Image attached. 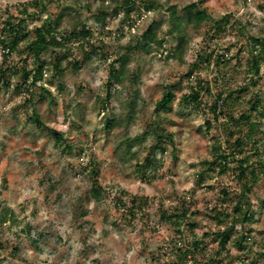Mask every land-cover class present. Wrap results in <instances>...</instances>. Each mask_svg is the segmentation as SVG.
<instances>
[{"label": "rangeland", "instance_id": "1", "mask_svg": "<svg viewBox=\"0 0 264 264\" xmlns=\"http://www.w3.org/2000/svg\"><path fill=\"white\" fill-rule=\"evenodd\" d=\"M36 1L0 0V20L7 11L16 15L28 5L30 12L37 13L28 18L29 29H33L63 7L81 9L101 53L87 56L75 42L70 61L78 60L80 68L64 62V76L51 83L50 76L44 80L56 99L37 100L35 108L48 126L64 134L66 140L61 143L28 121L33 110L24 93L0 84V213L6 208L13 210V219L0 224V264H155L151 251L175 235L171 224L159 223V214L162 209L179 207L184 197L202 223L197 227L199 235L217 229L207 207L218 201L224 185L239 192L232 173L208 171L205 165L211 159L215 139L225 143L233 127L226 116H251L257 143L248 149L257 148L264 161V65L255 82L249 81L246 73L251 44L255 37L264 36V0H205L202 7L210 18L198 30L189 29L191 41L182 61L166 55L176 44L167 31L168 7L176 5L182 14L185 5L198 0H157L162 8L151 12L143 9L145 0H134L138 10L129 17L122 13L110 17L111 32L107 34L94 23L93 14L100 5L95 0H49L45 12L39 10ZM75 16V11L64 16L61 27L70 26ZM225 16L231 19L228 33L212 40L214 21ZM154 18L164 21L159 33L164 43L148 54L132 52L130 69L140 72L139 82L127 80L108 96L109 64L122 52L121 46ZM209 51L228 54L227 61L218 66L212 57L188 77L190 64ZM23 57L14 52L9 61L20 67ZM49 57L45 59L49 61ZM2 59L0 48V64ZM173 83L177 84V98L171 109L156 111L157 100ZM197 83L209 84L210 93L203 94V103L180 101ZM219 92L224 94L225 108L216 120L208 105ZM130 99L137 102L135 121L128 128L106 132L105 114H121L124 102ZM250 103H256L258 109L253 110ZM209 120L212 127L207 130ZM154 128L166 136L164 151H152L155 139L148 134L130 153H124L122 139ZM169 134L173 142L167 139ZM69 144L72 148L67 147ZM257 157L254 154L252 159ZM138 163L145 165L144 172L138 170ZM95 164L99 171L96 185L102 189L98 199L91 194L95 181L90 170ZM200 172H205L203 180ZM136 195L148 197L149 202L131 219L120 200L130 206ZM251 198L255 205L250 227L256 242L251 241L250 248L256 251L264 243V172ZM233 250L236 258L232 264H240V252Z\"/></svg>", "mask_w": 264, "mask_h": 264}, {"label": "trees", "instance_id": "2", "mask_svg": "<svg viewBox=\"0 0 264 264\" xmlns=\"http://www.w3.org/2000/svg\"><path fill=\"white\" fill-rule=\"evenodd\" d=\"M145 1L143 9L147 12L161 9L163 6L157 0ZM48 2L49 0H38L35 4L40 11L45 12ZM95 2L100 3V5L96 8L93 19L94 23L101 29L102 34L111 32L108 27L110 17H115L121 13L129 17L132 12L139 8L134 0H95ZM204 2L205 0H198L185 5L182 14H178L176 5L168 7L169 25L167 31L176 43L173 48L166 51L168 58L182 61L186 47L191 41L189 29L198 30L210 18L207 9L202 7ZM71 11H75V20L70 26L61 27L64 16L70 14ZM33 12H30L28 5H26L16 15L7 11V15L3 16V20H0V48L3 50V59L0 64V84L5 88L13 86L16 90L24 93L33 110L28 115V121L38 129L47 130L58 143H61L66 140L64 134L43 121L35 108V103L40 99L55 101L56 98L47 84L65 75L64 62L72 65L75 69L80 68L78 60L70 61L73 55L72 44L76 42L87 56H90L88 54L100 55L101 49L95 45L94 31L87 26L86 20L82 18L81 9L63 7L57 15L46 17L39 26L29 29L28 18L37 14ZM163 24V19H152L144 30L135 33L128 43L121 46L122 52L118 53V56L109 64L106 81L108 96H112V89L117 86H124L127 80L139 82L140 72H134L130 69V62L133 59L131 53L140 51L141 55L148 54L156 47L162 46L165 40L160 37L159 33ZM230 24L229 16L215 20L211 33L212 40H217L220 36L226 35ZM70 28L72 29L69 30ZM103 36L101 37L103 38ZM116 38L120 40L119 36ZM14 52H20L24 55L20 67L9 61ZM48 54L50 56L49 61L45 59ZM212 57H214V64L219 66L227 61L228 54H214L213 51L199 54L197 59L190 64V69L186 73L187 76L190 77L202 62L210 61ZM262 65H264V36L255 37L251 44L246 71L249 75V81L255 82V77L261 73ZM49 76L48 82H45L44 80H47L46 78ZM33 87H38L40 91H35ZM58 87L63 89L61 83L58 84ZM176 88V83L166 86L162 97L155 104L156 111L168 112L171 109L177 98ZM245 89L241 88V91ZM205 93H210L209 84L203 86L202 83H197L192 85L189 93H184L180 97V101L191 104L203 103L202 97ZM232 94L234 91L231 93V97ZM138 95L139 91L135 93V96ZM204 103H209V101ZM208 106L217 120L225 108L224 94L219 92ZM250 107L253 110L258 109L256 103H250ZM136 115L137 102L131 99L126 100L122 106L121 114H105L104 129L106 132H110L115 128H128L135 121ZM226 118L231 121L233 127L228 131V138L225 143L219 138L215 139L212 144L211 159L206 161L205 165L208 171L213 170L220 174L232 173L239 192L233 191V187L229 185L221 187L218 201L207 207L208 215L218 227L215 230L204 231L202 235L197 233V227L202 224L196 219L198 213L190 209V203L186 201L185 197L180 198V206L174 210L162 209L159 214V223L171 224L174 227L175 235L170 241L158 247L156 251H151L155 264H232L236 258L233 249L238 250L241 254L239 257L240 264H264V243H260L256 251H252L250 248V242H256L253 235L254 229L250 227L254 222L252 207L255 205L252 202L251 193L264 172V161L257 148L248 149V145L252 146L257 143L251 116L241 113L237 118L233 115L226 116ZM243 123L247 129L241 127ZM207 124L208 130L212 127L211 121H207ZM148 134L154 136L155 139L152 151L154 152L157 148L164 151L163 142L166 136L154 128L149 133L146 131L133 138L127 135L122 139L120 146L124 153H130L133 146L137 142H143ZM167 139L173 142L170 134ZM67 147L72 148V145L69 144ZM254 154L258 156L255 160L252 159ZM149 162L152 166L157 167L154 161ZM137 168L140 172H144L145 165L138 163ZM199 174L200 180H203L205 172ZM98 175L99 171L95 164L90 170V178L95 181ZM96 183L95 181L91 188V194L98 199L102 195V189ZM120 202L123 211L129 213L131 219H135L138 213L144 210L149 199L136 195L129 201L130 206L127 201L121 199ZM12 214V209H4L0 213V224L13 219ZM171 259H174L173 263L170 262Z\"/></svg>", "mask_w": 264, "mask_h": 264}]
</instances>
